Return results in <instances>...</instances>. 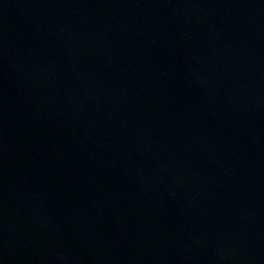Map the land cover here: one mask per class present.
<instances>
[{
	"label": "water",
	"instance_id": "obj_1",
	"mask_svg": "<svg viewBox=\"0 0 264 264\" xmlns=\"http://www.w3.org/2000/svg\"><path fill=\"white\" fill-rule=\"evenodd\" d=\"M0 264H264V0H0Z\"/></svg>",
	"mask_w": 264,
	"mask_h": 264
}]
</instances>
